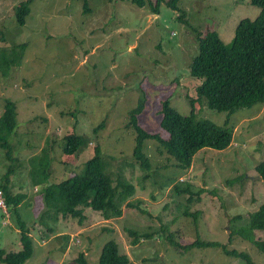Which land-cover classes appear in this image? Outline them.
I'll return each instance as SVG.
<instances>
[{"label": "rangeland", "instance_id": "1", "mask_svg": "<svg viewBox=\"0 0 264 264\" xmlns=\"http://www.w3.org/2000/svg\"><path fill=\"white\" fill-rule=\"evenodd\" d=\"M21 1L0 0V48L28 45L20 67L8 77L0 72V116L7 100L17 106V126L8 137L11 157L0 145V187L8 184L14 193L28 194L18 212L35 253L25 264H82L81 256L87 264H99L108 241L117 243L130 264H247L223 248L186 251L172 244L188 246L198 238L264 264V254L242 237L244 222L232 221L264 202V179L256 170L264 159V105L229 117L195 102L197 118L229 121L234 138L227 149L199 150L185 169L156 140L147 139L144 151L152 168L143 170L133 156L137 132L130 123L141 102L146 111L138 119L150 132L167 135L160 127L165 101L179 115L190 116V101L197 99L201 84L190 73L198 54L196 31L218 32L230 44L239 23L256 19L260 7L250 0H180L177 10L164 1L153 13L149 0L144 7L123 0H33L27 24L20 26L15 8ZM69 133L88 136L89 145L66 154ZM97 145L113 177L123 174L136 186L133 207L107 221L88 209L82 224L61 220L49 232L39 224L45 185L34 184L30 160L49 153V182H60L83 172ZM186 185L190 192L176 190ZM8 213L0 209V250L19 252V222L11 209ZM129 230L148 238L133 245ZM255 236L264 239V231Z\"/></svg>", "mask_w": 264, "mask_h": 264}, {"label": "trees", "instance_id": "2", "mask_svg": "<svg viewBox=\"0 0 264 264\" xmlns=\"http://www.w3.org/2000/svg\"><path fill=\"white\" fill-rule=\"evenodd\" d=\"M123 1L144 7L148 0ZM149 1L153 13H159L160 5L164 1L172 9H179L177 2L180 0H156V3ZM250 1L260 7V13L254 20L244 19L239 23L230 44H226L218 32L210 31L203 36L196 31L198 54L192 59L190 73L194 79L201 81V84L196 88L197 99L190 101L193 106L190 116L179 115L168 101L163 102L160 127L167 134L164 136L162 132L148 131L140 123L138 118L146 111L144 102L130 114V123L137 132L133 156L143 170L149 171L152 168L150 158L144 151L147 139L156 140L162 150L176 160L177 167L184 169L191 167L196 153L203 148L224 150L231 146L234 128L230 122L226 121L225 125H221L206 118H197L195 102L204 101L209 110L229 114V117L239 110H246L257 104L264 105V0ZM32 2L33 0H24L16 5V20L20 26L27 24ZM2 40L6 41L3 34ZM27 47V44H23L0 48V72L3 77H8L14 67L22 65ZM16 117V104L7 100L4 113L0 116V145L8 149V157H11L8 137L15 132ZM99 127L94 130L97 131ZM64 140L63 151L66 154L77 153L90 143L88 136L76 133L67 134ZM49 155H35L30 160L33 165L31 174L34 184L45 185L41 191L45 208L39 218V224L49 232L54 229L51 224L57 225L61 220L73 219L82 224L88 217V209L99 213L101 218L107 221L122 217L124 207H133L130 198L136 194V186L123 174L113 177L110 163L102 156L99 145L95 147L94 155L86 161L83 172L73 173L60 182H49L51 162L45 159ZM43 158L44 160H41ZM256 170L264 179V159L256 165ZM1 187L8 211L11 209V213L17 216L22 249L19 252L0 250V263L25 264L35 253L30 230L18 212L28 194L14 193L8 184ZM190 189V185L176 188L179 192H190ZM232 221L238 224L244 222L246 226L241 233L243 239L249 240L264 254V239L255 236V231H264V202L254 213L235 216ZM129 233L134 238L133 245L141 238H148L138 235L135 231L129 230ZM172 244L186 251L193 248L219 247L229 256L241 258L247 264H255L248 254L230 250L226 245L217 242H204L198 238L188 246H180L174 242ZM80 261L87 264L84 256L80 257ZM99 264H130V259L119 252L116 242L108 241L102 247Z\"/></svg>", "mask_w": 264, "mask_h": 264}, {"label": "built area", "instance_id": "3", "mask_svg": "<svg viewBox=\"0 0 264 264\" xmlns=\"http://www.w3.org/2000/svg\"><path fill=\"white\" fill-rule=\"evenodd\" d=\"M0 209L7 215L9 216L8 213V208H7V202L5 199V195H4V191L3 189L0 187Z\"/></svg>", "mask_w": 264, "mask_h": 264}]
</instances>
